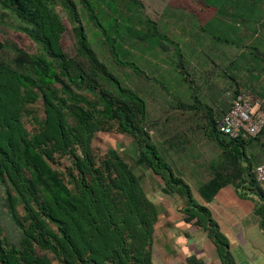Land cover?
Returning a JSON list of instances; mask_svg holds the SVG:
<instances>
[{
  "label": "trees",
  "instance_id": "trees-1",
  "mask_svg": "<svg viewBox=\"0 0 264 264\" xmlns=\"http://www.w3.org/2000/svg\"><path fill=\"white\" fill-rule=\"evenodd\" d=\"M190 1L200 11L214 14L204 24H194L197 20L191 14V21L182 26L183 15L177 17L172 9H165L162 19L174 21L160 27L144 13L139 0H0V21L13 19L16 28L39 46L38 52L28 54L12 42H0V51L7 52L0 57V264H55L54 260L60 264H154L159 211L145 193L144 175H136V168L151 171L161 181L164 195L182 201L183 222L206 234L221 264H236L229 241L193 190L210 203L224 187L233 188L239 199L253 204L252 213L264 234V188L254 173L264 161L249 151L264 135V128L254 138L235 139L218 128L246 83L231 78L228 88L222 89L231 98L225 111L217 101L213 107L200 100L188 71L191 58L199 55L194 43L214 18L227 25L241 20L250 33H239L244 43L216 38L227 46L247 48V40L258 30L264 35V0ZM78 6L116 67L147 80L140 64L148 65L151 57L166 64L173 78L176 72L181 75L187 91L185 98H177L176 107L202 111L203 133L219 151L194 189L168 161L186 150L188 140L177 134L153 143L146 127L145 101L123 87L100 61L88 43ZM56 7L72 24V57L62 45L65 26ZM176 10L183 13L182 6L175 5ZM177 20L187 37L183 40L166 33L169 27H178ZM254 53L264 63V56ZM253 63H249L250 71L264 73L263 65ZM222 77L227 79L225 74ZM263 81L259 77L256 83L264 86ZM38 101L41 116L30 108ZM261 108L264 111V103ZM97 132L129 136L136 151L132 162L115 149L97 155L92 147ZM58 161L63 171L54 167ZM187 264L203 262L191 256Z\"/></svg>",
  "mask_w": 264,
  "mask_h": 264
},
{
  "label": "rangeland",
  "instance_id": "rangeland-1",
  "mask_svg": "<svg viewBox=\"0 0 264 264\" xmlns=\"http://www.w3.org/2000/svg\"><path fill=\"white\" fill-rule=\"evenodd\" d=\"M139 1L143 4L144 13L152 20L157 21L160 27H163L164 24L171 26L170 24L174 21H172V18H167V21L162 19L165 9H172V11L176 12L175 15L177 17L182 14L181 25H186L188 21H191V14L197 20L194 24H204L212 16L211 14H214L208 10L200 11L190 0ZM175 5L182 6L183 13H180L179 10L175 11ZM55 11L65 26V32L61 40L63 48L72 57L74 55L72 24L60 7H56ZM78 11L88 43L100 61L117 77L123 87L137 93L145 101L147 109L146 127L150 131L153 143L158 145L177 134H183L188 140V143L185 145L186 150L182 154L174 153L168 158V161L174 163L176 170L180 169L184 173L185 178L194 189L198 180L204 179L207 176V166L210 162L218 159L219 151L207 140L203 133L204 117L202 111L194 113L193 111L188 112L176 107L177 98H185L183 93L187 91V87L182 83L181 75L174 72L175 78H173V74L166 64L151 57L147 58L149 61L148 65L143 62L140 64L145 75L149 78L147 80L137 77L128 68L116 67L102 45L99 33H96L88 23L86 15L80 6H78ZM174 23H177L178 27L176 29L169 27L166 33L174 38L183 37L182 40L187 38L179 29L181 27L180 22L177 20ZM228 24H223L220 18L212 19V21H209L206 30L200 32V40L196 42L197 44L194 43L198 47L199 55L195 54L191 58L188 71L194 82L195 91L199 94L198 97L203 103L215 107L213 104L217 101L216 105L226 111L231 98L227 92L221 93V91L228 88V85L232 82L231 78L240 79L246 83L241 91L249 94L254 100H258L263 104L264 86L263 84H257L256 81L259 77L264 78V73L259 75L257 71H250L249 63L254 62L253 65L264 66V63L257 60L254 55L255 50H257L260 55L264 56V35L258 30L255 36H251L247 40V48L227 46L226 43L223 41L219 42L216 38L228 40L232 43L235 42L236 44L241 41L244 43V40L240 39L239 33L241 31L249 33L248 30L243 29L244 22L242 23L241 20L238 21L237 25L229 22ZM16 26L17 23L13 19L3 18V22L0 21V42H12L28 54L38 52L39 46L31 41L26 34L18 30ZM184 51L186 54L188 53L187 49H184ZM6 55L7 52L0 51V57ZM208 71H212L209 76L205 74ZM222 74H225L227 79L223 78ZM30 108L38 115H42L39 101L30 106ZM25 125L32 132L33 127L28 118H25ZM259 138L260 141L254 142L249 151L258 159L264 160V135L259 136ZM173 141L176 142L177 139H173ZM92 147L97 155H103L108 149H115L130 163L136 156L132 139L129 136L120 135L115 132H97L93 137ZM61 162L63 165H66V161L62 160ZM63 165H60L59 162L54 167L59 171H63ZM135 173L136 175L143 173L142 187L148 198L157 205L160 215L154 232L155 245L153 252L156 264H165L163 261H166V255L171 257L180 253L183 254L184 251L191 250L200 242H205L203 238H206V236L201 229L188 225H183L184 228H180L177 212L182 206V201L177 196L164 195L161 191V181L151 171L144 168H136ZM193 193L197 196L194 190ZM250 218L255 217L251 214ZM250 218L249 220H251ZM205 240L208 241L207 238ZM172 260H176V258L173 257ZM54 263L60 264L56 260H54Z\"/></svg>",
  "mask_w": 264,
  "mask_h": 264
},
{
  "label": "crops",
  "instance_id": "crops-1",
  "mask_svg": "<svg viewBox=\"0 0 264 264\" xmlns=\"http://www.w3.org/2000/svg\"><path fill=\"white\" fill-rule=\"evenodd\" d=\"M195 198L199 204L209 208L213 219L219 225L220 231L229 241L236 264H264V234L259 229L256 217L250 218L251 214L253 215V204L250 201L239 199L231 187L221 189L210 203H205L198 195H195ZM179 210L177 213L180 228H184L183 225L196 227L193 224L184 223ZM162 216L164 217V215ZM206 238H203L205 242H200L191 250H186L183 254L180 253L176 256L168 257L166 255V261H162L165 264H187V258L195 256L203 264H221L215 255L213 245L209 240V242L205 240ZM173 257L176 260H172ZM154 264L156 263L154 262Z\"/></svg>",
  "mask_w": 264,
  "mask_h": 264
},
{
  "label": "built area",
  "instance_id": "built-area-1",
  "mask_svg": "<svg viewBox=\"0 0 264 264\" xmlns=\"http://www.w3.org/2000/svg\"><path fill=\"white\" fill-rule=\"evenodd\" d=\"M262 103L249 94L239 92L232 99L228 111L219 122V131L231 138H254L264 128V111ZM256 179L264 188V162L254 170Z\"/></svg>",
  "mask_w": 264,
  "mask_h": 264
}]
</instances>
